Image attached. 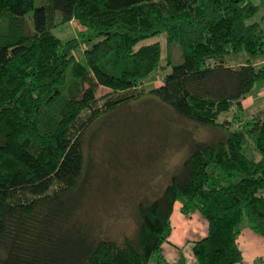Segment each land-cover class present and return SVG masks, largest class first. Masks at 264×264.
<instances>
[{"label":"trees","instance_id":"1","mask_svg":"<svg viewBox=\"0 0 264 264\" xmlns=\"http://www.w3.org/2000/svg\"><path fill=\"white\" fill-rule=\"evenodd\" d=\"M43 1L0 0V264H170L176 202L207 222L195 264L240 263L243 231L264 237V106L243 116L264 84V0ZM71 21L79 37L53 32ZM160 33L163 62L160 43L143 42ZM136 103L157 110L144 119L150 131L164 122V139L184 148L118 241L101 230L97 207L110 194L94 184L90 153L100 120ZM189 124L218 134L197 138Z\"/></svg>","mask_w":264,"mask_h":264},{"label":"rangeland","instance_id":"2","mask_svg":"<svg viewBox=\"0 0 264 264\" xmlns=\"http://www.w3.org/2000/svg\"><path fill=\"white\" fill-rule=\"evenodd\" d=\"M43 2V0H36V6ZM31 17L32 11L27 15L30 25H32ZM255 18L264 19V7L259 9ZM83 29L76 21H71L67 24L58 25L53 32L62 40H67L72 37H79ZM166 39V34L160 33L143 41L144 43L155 41L160 43L162 62L168 55ZM77 53L81 57L83 50L79 49ZM180 60L181 57L176 55L172 64L178 63ZM171 68L172 65H169L166 71H170ZM162 75L163 72H159L156 77L146 83V88L159 85L162 82ZM106 91L108 89L99 88L100 93ZM243 103V116L251 115L262 108L264 106V84L256 83L251 92L244 98ZM138 105V103L132 104L125 108L126 110H121L119 114L113 113L102 118L96 126V130L97 128L100 130H98L97 138L90 153L93 156V164H95L92 169V174L95 176L94 184L96 185L97 180V186L103 187L104 185L106 187L105 193L110 194L106 202H101V205L105 203V206L99 205L97 207L98 211L96 212H98L101 230L104 235L118 241H122L126 236L131 237L135 233V204L146 197L152 199L163 190L170 173L172 174L174 165L179 162L184 148L180 146L181 148L177 149L176 144L164 139L162 135L167 132H162L165 128L164 122L158 121L153 130L150 131L146 127L144 119L148 117L147 119L150 120V115L155 113L158 116V112L155 110L148 116L146 115V107L141 108ZM135 109L138 110L134 111ZM128 111L129 113L134 112L128 115ZM121 114L125 117L120 116ZM169 114L171 115L170 112ZM223 117L224 115H221L220 119ZM149 123L153 124V122ZM160 123L162 126H157ZM176 124L180 127L183 126L180 120ZM187 128L193 132L194 136L201 139H208L218 134V131L208 127H195L189 124ZM171 132L175 131L171 130ZM103 180L105 181L103 182ZM177 205L180 212L181 205L178 202L175 203L174 208ZM196 214L201 216L199 212L183 215L192 218ZM188 226L191 227L190 230H187L189 232L195 230V227H200L199 230L197 229L198 232H195L194 237L203 230L202 224L196 218H192ZM183 230H185L184 227H179L176 233L179 234ZM187 231L185 230V232ZM194 237H184L181 247H178V244L173 241L174 238L166 242V245L164 244L165 248L171 249L169 251L175 256L176 261L174 263L178 261L181 254L190 262L194 259L191 244L195 240ZM163 253L166 257V251L163 250ZM193 263L195 264V262Z\"/></svg>","mask_w":264,"mask_h":264},{"label":"crops","instance_id":"3","mask_svg":"<svg viewBox=\"0 0 264 264\" xmlns=\"http://www.w3.org/2000/svg\"><path fill=\"white\" fill-rule=\"evenodd\" d=\"M175 207V206H174ZM192 218H196L200 223L202 224L201 233H199L196 237H194L195 232H198L200 227H195V230H190L191 227H189V221H191ZM192 218H189L187 216H184L181 214L178 210V205L176 208L173 209L172 215H171V223L173 226L172 233L169 237V240L171 241L172 238L175 243L178 244V247L183 246L184 237H194L193 239H197L198 237L204 236L206 234V222L205 220L198 214L194 215ZM205 222V223H204ZM179 227H184L185 230L180 231L179 234L176 232L178 231ZM198 229V230H197ZM166 245V243H164ZM163 244V250L166 251V259L170 264H173L176 261L175 256L173 253L165 248V245ZM193 245V242H191ZM239 244L240 248L243 253V260L240 263L237 264H264V237L258 235L257 233L251 231L250 229H245L239 238ZM173 255V257H172ZM187 264H194L195 258L190 262L188 259H186Z\"/></svg>","mask_w":264,"mask_h":264}]
</instances>
